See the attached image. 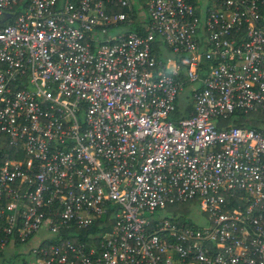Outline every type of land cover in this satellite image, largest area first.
<instances>
[{
    "label": "built area",
    "instance_id": "1",
    "mask_svg": "<svg viewBox=\"0 0 264 264\" xmlns=\"http://www.w3.org/2000/svg\"><path fill=\"white\" fill-rule=\"evenodd\" d=\"M139 6L0 0V264H264V0Z\"/></svg>",
    "mask_w": 264,
    "mask_h": 264
},
{
    "label": "rangeland",
    "instance_id": "2",
    "mask_svg": "<svg viewBox=\"0 0 264 264\" xmlns=\"http://www.w3.org/2000/svg\"><path fill=\"white\" fill-rule=\"evenodd\" d=\"M142 1L143 0H133L134 11L138 10V8L140 7L139 5H141ZM141 7H142V12H143L144 17L147 16L145 8L143 6H141ZM159 56L162 58L172 57V55L164 49L160 50ZM192 87H194V85L193 86H186V87H184V89L180 93L179 102H180L181 106H186L187 103L189 102V91ZM186 207H187L186 211L189 213L187 218L191 221V223L193 225H201L203 222V219H202V216L199 212V207H198L197 203H190ZM168 212L173 213V214H175V213L177 214L175 208H167V209L162 210V211H157L156 216H158L159 218H163V217H166L167 215H169Z\"/></svg>",
    "mask_w": 264,
    "mask_h": 264
},
{
    "label": "trees",
    "instance_id": "3",
    "mask_svg": "<svg viewBox=\"0 0 264 264\" xmlns=\"http://www.w3.org/2000/svg\"><path fill=\"white\" fill-rule=\"evenodd\" d=\"M131 31H133L134 30V27H132L131 29H130ZM179 110H180V107H179V105H176V112L174 113V115H173V118H177L179 115H180V112H179ZM245 126H247V127H256V124H254L253 122H251V121H245L244 123H243ZM187 204H183V205H180V206H176L175 207V210L176 211H179V213H180V215H182L183 217H185L184 219H186V222H187V224L186 225H190V223H191V221L187 218V215L189 214V213H187V211H186V209H187ZM176 214V213H175ZM178 221H181V218L180 219H178ZM102 223L100 222V220H98V221H96L95 222V224L90 228V229H88L86 232H84L83 234L82 233H80V235H81V239L84 241V237H85V235L86 234H95V235H98V236H100V232H101V235L102 234H104L106 231H108L109 230V227H103L102 225H101ZM109 225V224H108ZM83 232V231H82Z\"/></svg>",
    "mask_w": 264,
    "mask_h": 264
},
{
    "label": "crops",
    "instance_id": "4",
    "mask_svg": "<svg viewBox=\"0 0 264 264\" xmlns=\"http://www.w3.org/2000/svg\"><path fill=\"white\" fill-rule=\"evenodd\" d=\"M237 120H238L239 122H243V119H241V118H238Z\"/></svg>",
    "mask_w": 264,
    "mask_h": 264
}]
</instances>
